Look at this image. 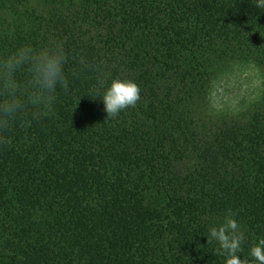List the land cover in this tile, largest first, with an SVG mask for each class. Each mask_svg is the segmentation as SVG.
Listing matches in <instances>:
<instances>
[{"label": "trees", "instance_id": "obj_1", "mask_svg": "<svg viewBox=\"0 0 264 264\" xmlns=\"http://www.w3.org/2000/svg\"><path fill=\"white\" fill-rule=\"evenodd\" d=\"M62 40L68 87L0 139V264H224L209 227L231 214L238 256L264 238V85L232 114L214 82L264 79L255 0H0V57ZM98 71L74 72L79 61ZM140 98L107 115L101 80ZM96 93V95H93Z\"/></svg>", "mask_w": 264, "mask_h": 264}, {"label": "clouds", "instance_id": "obj_2", "mask_svg": "<svg viewBox=\"0 0 264 264\" xmlns=\"http://www.w3.org/2000/svg\"><path fill=\"white\" fill-rule=\"evenodd\" d=\"M255 6L264 8V0H255ZM67 62L68 53L59 39H52L43 47L20 44L0 57V139L10 132L12 125L38 121L54 112L58 92L68 87ZM79 64L73 75L79 71H98L95 64L83 58ZM100 86L99 99L108 116L134 106L140 98L138 85L130 79L112 78L106 84L101 80ZM207 233V242L216 243L224 264H250L238 256L244 235L230 213L218 226L209 227ZM248 256L255 264H264V238L252 244Z\"/></svg>", "mask_w": 264, "mask_h": 264}, {"label": "rangeland", "instance_id": "obj_3", "mask_svg": "<svg viewBox=\"0 0 264 264\" xmlns=\"http://www.w3.org/2000/svg\"><path fill=\"white\" fill-rule=\"evenodd\" d=\"M264 85L261 71L253 64H239L213 84L209 108L216 114H232L256 100Z\"/></svg>", "mask_w": 264, "mask_h": 264}]
</instances>
